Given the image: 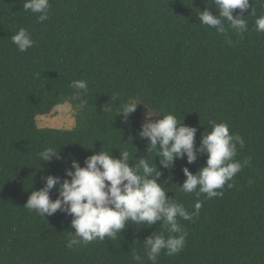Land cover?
Returning <instances> with one entry per match:
<instances>
[{"label": "trees", "instance_id": "obj_1", "mask_svg": "<svg viewBox=\"0 0 264 264\" xmlns=\"http://www.w3.org/2000/svg\"><path fill=\"white\" fill-rule=\"evenodd\" d=\"M23 3L0 0V264H137L133 254L152 264L143 245L155 234L170 235L161 222L129 221L115 238L85 244L67 213L43 217L25 207L47 176L70 179L73 158L84 167L102 150L114 158L128 150L130 166L145 157L161 171L158 183L169 199L189 213L202 204L191 220L178 217L187 233L183 250L162 251L156 264H264V33L255 24L264 0H249L242 35L226 19L224 33L199 21L206 9L219 15L213 0H49L43 22ZM20 28L35 42L26 52L12 43ZM76 80L87 83L78 97ZM65 103L74 128L38 127V116ZM126 103L137 108L123 122L117 115ZM148 111L154 121L171 114L195 128L197 149L213 123L243 139L234 157L243 167L216 190L223 195L180 190L183 169L195 175L208 157L189 164L184 156L164 168L140 139ZM46 148L62 159L40 161ZM70 238L80 243L68 248Z\"/></svg>", "mask_w": 264, "mask_h": 264}, {"label": "clouds", "instance_id": "obj_2", "mask_svg": "<svg viewBox=\"0 0 264 264\" xmlns=\"http://www.w3.org/2000/svg\"><path fill=\"white\" fill-rule=\"evenodd\" d=\"M213 2L219 15L214 16L207 9L200 11L198 19L203 25L224 33L226 29L223 21L226 19L238 34L242 35L248 30L243 13L250 6L249 0ZM23 9L38 13L40 22L49 18V0H24ZM237 9L240 15L234 17L233 13ZM251 15H254L253 10ZM255 24L256 31L264 33V16L258 17ZM12 43L20 52H26L35 42L26 29L20 28L12 36ZM71 87L76 90L75 96L78 97L82 91L87 90V83L76 80ZM56 107L62 108L63 105ZM136 108L134 103L123 104L117 116H122L123 122H127ZM153 117L157 116L150 115L148 111L139 135L141 140L149 141L147 152H155L164 168H171L176 159H183L184 156H187L189 164L195 162L199 155L206 154L208 157L206 166L195 175L188 168L183 169L186 180L179 187L180 190L184 193L195 192L197 196L207 194L209 199L223 195L216 190L223 188L243 167L240 162L234 161L237 143L243 146V139L231 135L227 124L213 123L212 131L202 136L201 146L197 149L195 128L184 126L171 114L155 121ZM119 152L120 158H114L102 150L88 157L84 167L73 158L71 168L66 170V177L70 179L47 176L45 186L41 190L32 191L25 207L43 217L46 214L51 216L58 210L67 213L72 217L75 237H80L85 244L97 239L103 240L106 236L115 238L129 221L137 226H153L161 222V227L170 235L165 238L163 233L155 234L148 237L143 245L147 259L156 264L162 251L172 256L183 250L187 233L183 232L178 217L191 220L193 215L199 214L202 204L197 201L195 212L189 213L182 203L168 198L162 184L158 183L161 171L151 166L148 159L134 157L135 163L130 166L132 154L128 150ZM39 157L45 163L62 159L53 148L41 151ZM57 185L58 198L53 201L50 193ZM173 233L178 235H171ZM78 243L80 240L70 238L67 247L72 248ZM133 260L143 264L140 254H133Z\"/></svg>", "mask_w": 264, "mask_h": 264}, {"label": "rangeland", "instance_id": "obj_3", "mask_svg": "<svg viewBox=\"0 0 264 264\" xmlns=\"http://www.w3.org/2000/svg\"><path fill=\"white\" fill-rule=\"evenodd\" d=\"M62 108H56L50 115L37 117V125L41 128H56L70 130L75 126L74 113L67 103ZM143 122H146V117Z\"/></svg>", "mask_w": 264, "mask_h": 264}]
</instances>
